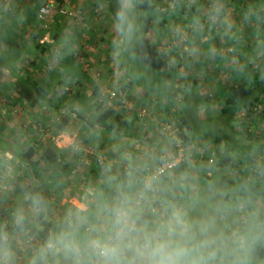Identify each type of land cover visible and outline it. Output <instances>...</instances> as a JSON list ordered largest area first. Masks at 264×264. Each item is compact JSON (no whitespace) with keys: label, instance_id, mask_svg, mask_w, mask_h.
<instances>
[{"label":"rangeland","instance_id":"obj_1","mask_svg":"<svg viewBox=\"0 0 264 264\" xmlns=\"http://www.w3.org/2000/svg\"><path fill=\"white\" fill-rule=\"evenodd\" d=\"M100 1L71 0L79 16L61 18L52 14L45 27L43 22L38 21L36 11L35 20L42 31L49 32L62 22L65 32L62 40L51 43L48 56L41 58L40 66L31 71L19 61L18 67L21 72L42 80L50 100H61L67 103L66 108L72 106L93 112L94 107L101 103L121 109L123 113L131 110L141 119L138 124H152L150 127H154L157 137L168 145V151L169 137L161 129L160 123L169 121L163 119L170 117L169 122L176 124L174 116L180 115L184 106L182 95L176 94L173 101L169 100L165 96L169 90L164 86L167 84L152 82L151 72L136 60L135 41L142 24L140 12L132 10L129 0ZM32 2L36 5L38 1ZM157 2L170 4L173 15L164 27L149 33L150 39L159 44L169 57L171 87L194 86L189 91L194 92L197 98L190 102L188 110L193 111V104L199 101V113L204 111L208 115H217L212 121H194L199 128L197 130L208 135L222 133L230 137L233 126L238 134L248 137L249 142L264 138V98L245 115L231 120L229 115H219L220 101L233 83L243 76H264V0ZM20 3V0L17 1V4ZM192 9L198 11L194 14L198 20L203 18L201 24L197 23L198 20L185 23ZM70 54L73 60L81 64L84 78L71 77L70 68L74 62L67 57L62 58ZM127 76L133 80L131 87L126 86ZM8 78L0 71V140L9 145L5 149L7 157L3 151L0 152V229H4V222L8 229L10 223L7 221L10 220L13 226L23 214L32 213L23 188H16L13 181L14 175L20 174L15 171L18 165L16 152L22 151L30 141L41 148L50 146L61 149L63 141L58 138L62 134L65 140L70 141L68 149L80 151L86 147L87 156L101 154L102 149L98 146L101 140H104V149L110 143L116 144L111 134H105L98 143L94 141L91 145L94 152L86 141L72 138L71 133H67L71 125L59 131L54 121L63 115L65 109L61 108V112L47 103L28 109L19 105L8 106L7 94L12 93L11 89L6 91L10 87L5 80ZM145 89L149 92L148 99L142 98ZM35 116L40 118L36 125L33 123ZM71 124L74 126L75 122ZM184 145L189 162L185 171L174 170L175 176L169 180L171 188L161 185L165 202L156 200L153 188V197L145 200L143 191L151 188L153 182H144L141 188H135V202L128 203V208L123 211L125 215L119 218L120 227L107 235L101 233L104 229L103 213L100 209L96 213L93 211L94 197L82 191L86 187L93 193L100 181L90 175L85 187H72L68 182L71 174L63 171L58 179L66 182V185L53 189L48 209L59 232L57 242L64 245L58 246L59 250L56 247L53 254L49 253L48 259H45L43 253L38 251L39 245L36 246L30 239L25 241V236L22 240L19 238L16 248L10 251L3 248L0 240V256L3 258L0 264H15L18 261L21 264H54L55 261L60 264H74L72 261L77 264H161L165 261H179V264H264V258L252 250L255 240L264 243V200H253L247 208L235 196L233 187L219 181L218 175L210 178L203 176L211 174L216 168L219 156L216 144L197 138ZM199 150H202L201 153L196 155ZM204 150H209L212 161L195 160L196 156L204 154ZM89 159L86 158L85 163L82 161L85 164L83 167L91 168ZM65 160L67 163L69 158ZM234 160V166L221 169L232 178L257 180L264 171V149L260 154ZM184 182L189 185L191 195L184 200L172 201L170 195L177 193L176 184ZM114 190V197L119 196L120 200L121 188L116 189L114 185ZM69 191H75L92 202L90 207L93 208H89L87 214L93 212V217L80 215L76 211L73 214L68 209ZM226 193H230L228 200L224 198ZM131 212L133 214L129 215ZM141 214L151 215V218L146 219ZM83 227L87 233L83 232ZM140 240L144 241V246L135 251L136 245L141 244ZM149 244L153 249H147ZM126 252L129 256L122 263ZM39 258L41 261H38Z\"/></svg>","mask_w":264,"mask_h":264},{"label":"trees","instance_id":"obj_2","mask_svg":"<svg viewBox=\"0 0 264 264\" xmlns=\"http://www.w3.org/2000/svg\"><path fill=\"white\" fill-rule=\"evenodd\" d=\"M129 3L132 5V10L140 12V18L142 20L140 33L135 41L136 60L146 66L151 72L150 74L152 76V82L155 81L167 84H164V86H167V88L169 89L165 92V96L169 100L173 101L172 99L175 98L176 94H181L184 102V106L181 111L182 113H180V115L178 114L177 116H174L173 119L177 120L175 124V134L171 137V135H167V133L165 132L166 136L169 137H167V141L170 142L169 145L171 150H168L171 152V155L166 158L170 159L171 157H173V153L176 148L173 139L175 136L187 145L188 142L191 143L197 138L203 139L207 142H213L214 144L216 143L218 145H221V153H219V156L216 159V168L214 169L212 174H203V176L210 178V176L218 175L219 181L233 187L235 196L240 200L241 204L243 206H246L247 208L250 206V203L253 200H264V178L257 180H250L245 177L232 178L221 170L230 166H234L235 158L231 151H235L236 148H239L240 152V150L242 149V145L240 144V142H238L237 138H230L228 135L222 133L208 135L203 131H198L197 129L199 128L197 127L194 121H212V118L210 115H206L204 117L200 115L198 102H196V104H193L195 105L193 111L188 110L189 105L191 104L190 102L196 100L197 98V95L194 92L189 91V89H192L194 86H177L176 88L171 87L170 85L168 71L169 57L167 56L166 51L162 49L159 44L155 43L150 39L149 33L153 29H161L166 23L170 21V18L172 19L173 15L171 13V5L157 2V0H129ZM42 4L43 0H39L36 5V11H38L39 7ZM191 11L192 14L187 15L186 19L184 20L186 24H188L190 21L193 22L194 20H198L197 16L194 15L198 13V11L195 9H192ZM199 16L203 15L200 14ZM202 22L203 18H199L197 23L201 24ZM60 31V28L54 30L52 36L55 41L57 40ZM195 31L196 29H194V32ZM195 33H197V31ZM21 37H23V35L21 36L19 32L15 34L14 32L9 31L7 36L4 38L6 46H18V48L12 56H9L7 58H0V66L6 67V65H9L11 71L12 80L8 84L10 86L8 87L9 89L7 88L6 90L9 91L11 89L12 91L11 95H9V93L7 94L9 99L8 106L13 107L19 105L24 109H28L37 107L42 103H47L56 108L57 110H60L61 112L64 109L65 111L67 110L66 112L63 111V115L61 117H58L54 121L55 127L59 131H62L69 124L75 122L74 129L77 131L75 137H77V139L86 141L87 145L90 144L88 147H91L94 141L97 142L99 141V139H103L105 134L106 136L107 134H111L112 138L116 139L118 133L116 123L123 121V117L125 114L121 109H117L116 107H111L109 105L106 106L101 103H98L94 107L95 109L93 112H87L83 108L77 109L72 106L66 108L67 103L59 102L58 104L57 100H50V96H47L46 94L47 89L45 83L42 82V80L39 79L38 81L28 73H21L20 68L17 64L20 61L23 52L25 53V42L22 43L20 41ZM196 39L198 40V38ZM59 40L60 39H58L57 41L59 42ZM36 43L32 45V48L35 47ZM51 43L53 42L45 41L38 43L37 46L40 48L41 53L45 51L48 52L50 50V47L52 46ZM64 57H67L69 61L72 60L74 62L73 67L70 68L71 77L76 79L84 78L85 75L80 69L81 64L73 60L74 58L71 54L70 56L63 55L62 58L65 59ZM28 64L35 65L34 60L32 59L30 60V62L28 61ZM127 78L128 79L126 81V86H133V80L129 76H127ZM126 86L124 87L126 88ZM263 94L264 76H243L238 82L233 83L229 87L228 91L224 94V98L222 99V102L220 104L219 115H229L228 118L230 120L233 119V117L236 118L239 115H245L246 113L251 112L252 109L256 108L259 105V103L264 98ZM148 95L149 92L147 89H145L142 98L148 99ZM130 111L131 110H129L128 112ZM230 116H232V118ZM163 120L171 121V118L167 117ZM39 122L40 118L38 116H35L33 121L34 125ZM36 141L38 143V139ZM103 142L104 140H101V142H99L98 144L100 149H102L101 154L92 153L91 156L89 155L90 159L89 156L83 153L84 151L82 149L80 151H72L67 148L53 149L50 146H45L44 148H41L40 145L35 146L34 141H30L22 151H17L16 155L18 158V165L15 168V171H19L20 174L14 175L15 180L13 179V181L16 184V188L19 189L20 186L23 188L28 202L31 205L32 213L29 211L28 213L23 214L16 223H13L12 231H14V233H18V231H23L25 241L28 239L33 240V243L37 242L35 245H42L45 242H51L54 239L55 221L52 218V213L49 211L48 208L51 204V194L53 189L59 185H66V182H63L62 180L58 179V177H60V174L62 175L63 171L66 172V174H71V176H74L73 181L68 179V182L71 183L72 187L73 185H79V187L82 188L85 187V181L90 175L96 180L103 178L101 186H96L97 188H95V191L93 190V193L92 191H88L86 187L82 189L83 192L94 197L95 202L93 204V207L95 208V212L96 210L100 209L103 215H105L107 211H116L117 207L120 209L125 206L126 208L128 203L127 197L129 196L127 192H129V190L123 189V191H120L119 193L120 200L115 203H110V205H108L106 208L104 207V201L101 196L102 194L105 195V192L110 197L114 195V187L111 186V184L114 182L115 185L118 173L116 170H113L110 164H108L107 162L106 158L109 154V151L107 149L109 148L104 149ZM8 146V144L0 140V152L3 151L5 156L7 155L5 149ZM91 149H93L92 151H94V148L91 147ZM158 152L159 151L157 150L156 153ZM161 153L165 154L164 151H161ZM161 153L158 154V157H160V159L156 163H158L163 158L166 159L165 156H162ZM109 157H111L110 154ZM211 157L212 156L210 155L209 150H204V154L196 156L195 160H197L198 162H200V160H205L208 162ZM66 158H69V160L71 159V163H68L69 161L66 163ZM86 158L89 159L88 161L90 164H88L90 165L91 170L88 172L85 170H76L78 169L82 161L84 163L87 162L85 160ZM0 161H2V159ZM188 162L189 159L188 157H186V159L180 162L175 169L179 171H185L187 165L186 163ZM65 163L67 165H65ZM150 165L153 164H146L143 166L141 174L140 176H138V180L135 181V185H137V187L141 188L143 185H145L142 175L144 174V168ZM172 171L163 174V176H161L159 179L153 181L151 188L145 190L144 194L149 195L151 192L149 196L153 197V188L156 193V200L159 201L158 199H161V201L165 202L166 198L164 199L163 187H161V185H158L157 183L159 181H161L163 185L168 183L170 180V177L168 175ZM118 181H120V178L118 179ZM120 182H124V180H121ZM185 183L186 182H184L180 188V184H176L177 188L179 189L176 194L171 193L170 197L172 198V201L176 202L178 199H180L179 196H181L182 193L186 196L191 195L190 187L188 184L185 185ZM130 188L133 189L134 187L130 186ZM70 192H72L71 195L77 194L78 197H81L75 191H69V193ZM229 197L230 193H226L224 195V198L226 200H228ZM146 198L147 196L145 195V199ZM87 203L89 204L88 208H91L90 205L92 202L88 201ZM141 215L146 219L151 218V215ZM85 229L86 228L83 227V232L87 233ZM136 232H138V230ZM258 240L259 239L255 240L252 244V250L256 255L264 258V243ZM140 243H144V241L142 242V240H140ZM128 256L129 253L126 252L125 256H123L121 260L122 263L125 261V259H127L126 257ZM38 261H41V259L39 258ZM58 262L54 264H60V262ZM72 263L77 264L75 263V261H72Z\"/></svg>","mask_w":264,"mask_h":264},{"label":"crops","instance_id":"obj_3","mask_svg":"<svg viewBox=\"0 0 264 264\" xmlns=\"http://www.w3.org/2000/svg\"><path fill=\"white\" fill-rule=\"evenodd\" d=\"M14 1L15 2H11V0H0V58H7L9 56H12L16 52L18 46H12V47L6 46V44L4 42V38L7 36L9 31L14 32L15 34L17 32H19L21 34V36L23 35V37H21L20 41L22 43L25 42V47H24L25 53L23 52V55L20 59V62H21V64H23L22 65L23 67H27L29 70L32 71V70H34L35 67H38L41 65L40 64L41 58L48 56L47 51H45L43 53L40 52V48L37 46V44L41 43V42H45V41L54 43L55 40H54L52 34H53L54 30H56L57 28H60V30H61L59 32V36L57 37V40L58 39L62 40V34H63V32H65L64 31L65 25H64V23L61 24L62 22H59L49 32L48 31L44 32L41 30V27L38 25V23L35 20V14H36V10H37L36 5L37 4L35 5V3L32 2L34 0H20L21 1L20 4H17V1H19V0H14ZM37 1H39V0H36V2ZM36 42H38V43H36ZM34 43H36L35 47L32 48V45ZM32 59L34 60L35 65L28 64V61L30 62V60H32ZM0 71H2V73H5L9 77L8 79H5V80L8 83H10V81L12 80L10 66L9 65H6V67L0 66ZM20 71H21V69H20ZM21 73L24 74L25 72H21ZM190 98H192V97H190ZM57 102L59 104V102L61 103V100L57 99ZM220 102H222V100ZM204 103H205V105H207V102L203 101V104ZM198 104H200L199 101H198ZM220 104H219V106H220ZM200 115H202V117H204V116L208 115V113L207 112L204 113V111H202L200 113ZM210 116L212 119L217 117V115H213V116L210 115ZM139 120H141V119H138L133 112H128V111L125 112L124 117H123V121L116 123V127L118 130L117 137H116V144L113 145L112 143H110L111 145H109V147H108L109 149H107L109 151V154L111 155V157H109V154H108V156L106 158L107 162H108V164H110L111 168L113 170H116L118 173L117 180L115 181L116 187L121 188V191L129 190V192H128L129 196L127 197V202L132 203V204H134V202H135L134 201L135 200V188H137V185H135L136 184L135 181L138 180V176H140L143 166L146 164L156 163L160 159V157H158V154L161 153V151L165 152V154L161 153L162 156L171 155V152L166 150V147L168 145L166 143H162L163 140L161 138L157 137L154 127H150V125L152 126V124H150L149 122H147V123L144 122V124H138ZM146 120L148 121V119H146ZM70 125H71V130L68 129L67 133L69 135L71 133V136L73 138L76 136L77 131L74 129L73 124H69V126ZM259 127H261V126L259 125ZM231 128H232L231 129L232 134H231L230 138L236 137L238 142H240V144L242 145V149L240 150V152H239V148H236L235 151L234 150L231 151L234 158H237L239 156L240 157H242V156L244 157L247 155L249 156L251 154L252 155L258 154V153L260 154V152L264 149V138L255 139V140H253V142H249L248 137H245V136H242L241 134H238V132L235 130V128L233 126ZM72 129H74V130H72ZM69 135H67L68 138H70ZM58 140L63 141L62 142L63 148L68 149V145L70 144L69 140H65L64 136L62 134L59 135ZM216 146H217L218 154L221 153V145L216 144ZM82 150H84V153L88 152L87 151L88 149L86 147H85V149L82 148ZM157 150L159 151L158 153H156ZM201 151L202 150L197 151L196 155L201 153ZM69 163H71V159L69 160ZM84 165L85 164L81 162L78 169H76V170H79V171H82V170L90 171L91 170V168H84L83 167ZM212 171H211V174L213 173ZM175 173H176V171H173L168 176L173 177V176H175L174 175ZM119 178H120V181L124 180V182L118 181ZM261 178H264V171L261 173V175L258 179H261ZM69 179L73 181L74 176L69 177ZM99 181H100V183L98 185L101 186L103 178H100ZM112 182H113V179H112ZM157 184L163 185L161 181H159ZM182 184L183 183H180L179 188L182 186ZM165 185L167 188H171V186H172L171 182L166 183ZM111 186L114 187V182L111 184ZM130 186L134 187V188L132 189V188H130ZM179 188H177V191ZM71 193L72 192L69 193V196L67 199V201L69 203L68 209L72 210L73 214L76 211L77 213H80V215L85 216L89 210V208H88L89 205L87 203L89 200H86L83 197H78L77 194L71 195ZM150 194H151V192H150ZM114 195H115V190H114ZM114 195L112 196L113 197L112 198L106 192H105V195L102 194L101 197H102L104 203H106V206H104L105 208L108 205H110V203H112V202L115 203L119 200V196L114 197ZM143 195H146L148 199H150V197H151L147 194H144V191H143ZM179 197L181 200H184L186 195H183V193H182V195ZM147 198L145 200H147ZM128 203H127L126 208H125V206L120 208V209L117 207L116 211H113V210L107 211L105 213V215H103L102 220L104 221L103 222L104 223V229L101 231V233H103L102 235H107L108 233H113L118 229V227H120L119 218H122L125 215L123 211L128 208ZM93 214H94L93 212H90L87 215H89V217H93ZM131 214H133V213L131 212L129 215H131ZM4 216H5V214H4ZM7 223H10L9 224L10 228L7 229L6 228V222L3 223L4 229H0L1 230L0 233H2L0 240L2 241L1 245L3 246V248L5 250L9 249V251H10V250H12V248H14V249L16 248V245H17L19 238H21V240L24 238V232L18 231V233H14V231H12L13 230L12 229V223L10 222V220L7 221ZM57 230L58 229L55 228V230H54L55 236L51 242L48 241L42 245L38 244L39 245L38 251L43 253V256L45 257V259H48L49 253H51V255L53 254V251L56 249V247L59 250L58 246L64 245V244L57 242L58 233H59ZM99 240H100V238H99ZM36 243L37 242H34V244H36ZM136 246L137 247H135V251L139 250V247L144 246V244L141 243V244H138ZM147 249L148 250L153 249V246L151 244H149ZM36 261H37V259H36ZM57 262L58 261H55V263H57Z\"/></svg>","mask_w":264,"mask_h":264},{"label":"built area","instance_id":"obj_4","mask_svg":"<svg viewBox=\"0 0 264 264\" xmlns=\"http://www.w3.org/2000/svg\"><path fill=\"white\" fill-rule=\"evenodd\" d=\"M78 13L79 11L71 3V0H43V4L37 11V19L43 22V26L45 27L52 14L61 18H75L79 16ZM111 94L114 95V93ZM160 127L167 135H174L176 132L175 124L168 121L161 122ZM174 142L176 148L173 157L170 159H162L158 163L144 168L142 177L146 184L152 183L163 176V174L174 170L180 162L186 159L187 156L184 143L176 136L174 137ZM209 161H212V159H209ZM28 241L29 240H27V242ZM2 260L3 258L0 256V262ZM15 264H21V262L18 261Z\"/></svg>","mask_w":264,"mask_h":264},{"label":"clouds","instance_id":"obj_5","mask_svg":"<svg viewBox=\"0 0 264 264\" xmlns=\"http://www.w3.org/2000/svg\"><path fill=\"white\" fill-rule=\"evenodd\" d=\"M161 264H179V261H165L161 262Z\"/></svg>","mask_w":264,"mask_h":264}]
</instances>
